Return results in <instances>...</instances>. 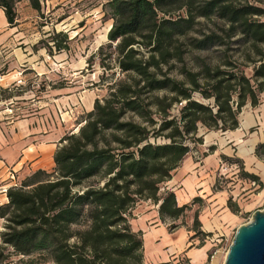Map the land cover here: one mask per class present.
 <instances>
[{"label": "trees", "instance_id": "obj_1", "mask_svg": "<svg viewBox=\"0 0 264 264\" xmlns=\"http://www.w3.org/2000/svg\"><path fill=\"white\" fill-rule=\"evenodd\" d=\"M19 1L0 0L11 27ZM27 1L41 11L39 0ZM104 7L112 20L108 43L91 57L104 78L115 68L121 78L94 100L76 132L62 137L51 171L38 170L7 190L0 264L7 249L10 264H143L142 233L130 226L140 201L158 205L162 222L199 206L191 238L209 236L198 220L202 199L178 206L164 183L203 143L201 128L235 131L246 105L264 103V0H108ZM52 35L50 41L61 40L46 45L49 54L67 49L66 33ZM254 156L264 163V142ZM221 159L263 187L240 160ZM227 207L239 212L231 198Z\"/></svg>", "mask_w": 264, "mask_h": 264}, {"label": "rangeland", "instance_id": "obj_2", "mask_svg": "<svg viewBox=\"0 0 264 264\" xmlns=\"http://www.w3.org/2000/svg\"><path fill=\"white\" fill-rule=\"evenodd\" d=\"M107 2L108 0H40L39 13L31 8L27 0L15 4L16 25L10 26V55L7 59L5 49L0 46V123L34 117L45 127L52 126L59 120L64 122L68 133L76 130L81 116L89 112L86 110H92L94 100L105 97L107 85L116 78H121L116 68L111 72L114 73L113 78H104L106 74L103 76L97 58L91 57L97 55L100 46L108 43L107 33L112 20L104 7ZM205 25L212 26L210 23ZM58 33L68 35L67 49L59 52L52 50L49 54L46 45L53 46V41L59 42L61 36L53 41L48 37ZM34 46L36 50L33 49ZM17 48L29 52L27 59ZM4 62L10 63L9 69L7 64L1 65ZM8 74L9 77L3 79ZM195 99L200 100L197 95ZM239 122V128L231 134L201 128L198 135L207 137V144L216 143L217 151L229 154V160H248V156L254 153H247L250 141L255 145L264 142V103L256 108L246 105L239 115ZM150 141L153 142V139ZM156 141L163 142L160 139ZM202 147V144L193 147V160H198L195 158L199 155L203 156V160L210 154L211 149ZM221 156L225 155H220L222 163L217 175L219 186L228 192L232 202H240L241 210L228 220L221 219L222 214L219 213L217 230L203 239L200 235L191 238L194 235L192 223L186 224L188 217L193 216L190 211L179 221L168 220L164 224L168 239H174V233L179 228L188 232L185 250L175 255L171 245L160 247L161 239H158L154 247L161 248L162 255L159 257L160 261H151V264H191L185 253L190 249H200L198 247L201 244V248H208L207 256L210 255V260L203 264H224L237 228L249 223L255 211L264 210V170L253 167L248 169L263 184L259 189L251 181L240 177L238 164L223 161ZM223 165L227 169L220 171ZM3 223L0 220V232ZM172 224L177 225V228L173 229ZM4 254L9 255L6 264H10V249L4 250Z\"/></svg>", "mask_w": 264, "mask_h": 264}, {"label": "crops", "instance_id": "obj_3", "mask_svg": "<svg viewBox=\"0 0 264 264\" xmlns=\"http://www.w3.org/2000/svg\"><path fill=\"white\" fill-rule=\"evenodd\" d=\"M0 46L5 49L7 59L10 55V25L7 23L2 9H0ZM17 49L26 59L30 55L26 50L22 51L21 48ZM6 64L9 69L10 63L4 62L1 65ZM7 77H9V74L4 76L3 79ZM63 123L58 120L52 126L45 127L34 117L1 122L0 182L4 181L5 184L9 182L8 173L10 171L15 174L19 185L28 176L38 170L51 171L54 167L53 156L59 146V141L66 132L68 133V128L64 127ZM235 131L221 134H231ZM202 139V148L211 149L210 154L203 160H193L190 152L180 166L174 170L171 179L164 183V188L174 193L178 206L189 204L196 197L201 198L203 204L198 216L201 231L212 234L217 230L216 226L219 224V217L217 216L219 213L222 214L221 219L225 220L235 215L227 207V201L229 199L228 192L223 188L216 189V183H218V168L222 163L220 155L222 154L229 158V154H225L222 151H220V154L216 143L207 144L208 140L205 136H202ZM253 143V141H250V148L247 151L249 154L254 152L255 144ZM253 155L248 156V160H240L242 162V168L248 173H253L248 170L250 167L257 170H264V163L257 160ZM6 202V197L0 194V204ZM235 204L238 210H241L240 202L237 201ZM198 207L197 205L196 207H192L193 209L190 211V214H193ZM131 213L133 217L130 221L131 229L134 232L140 231L142 233L144 248L143 264H151V261L156 260L160 261L159 257L162 255L161 248L154 247L158 239H161L160 247L166 244L171 245L175 255H179L185 250L188 232L186 229L179 228L174 233V239H168V233H166V227H164V224L168 220L164 222L160 220L158 205H154L150 201H140L134 206ZM188 218L186 224L189 222L192 223L193 216ZM207 251L208 248L206 249L204 247L190 249L185 255L191 264H203L208 258Z\"/></svg>", "mask_w": 264, "mask_h": 264}, {"label": "water", "instance_id": "obj_4", "mask_svg": "<svg viewBox=\"0 0 264 264\" xmlns=\"http://www.w3.org/2000/svg\"><path fill=\"white\" fill-rule=\"evenodd\" d=\"M224 264H264V210L237 228Z\"/></svg>", "mask_w": 264, "mask_h": 264}, {"label": "built area", "instance_id": "obj_5", "mask_svg": "<svg viewBox=\"0 0 264 264\" xmlns=\"http://www.w3.org/2000/svg\"><path fill=\"white\" fill-rule=\"evenodd\" d=\"M40 1V0H39ZM227 167L223 165L220 169V171L226 170ZM8 183L5 184V182H0V194L6 197L7 190L10 189L11 187H18L19 184L17 182V179L15 177V174L10 171L8 173Z\"/></svg>", "mask_w": 264, "mask_h": 264}]
</instances>
